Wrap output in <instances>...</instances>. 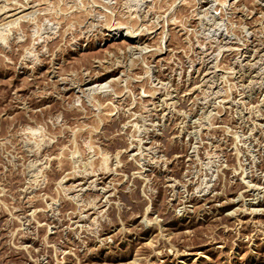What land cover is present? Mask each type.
<instances>
[{
    "label": "rangeland",
    "instance_id": "374dc122",
    "mask_svg": "<svg viewBox=\"0 0 264 264\" xmlns=\"http://www.w3.org/2000/svg\"><path fill=\"white\" fill-rule=\"evenodd\" d=\"M0 264H264V0H0Z\"/></svg>",
    "mask_w": 264,
    "mask_h": 264
},
{
    "label": "bare ground",
    "instance_id": "6f19581e",
    "mask_svg": "<svg viewBox=\"0 0 264 264\" xmlns=\"http://www.w3.org/2000/svg\"><path fill=\"white\" fill-rule=\"evenodd\" d=\"M6 17V16H5ZM95 180V179H94ZM228 214V213H227Z\"/></svg>",
    "mask_w": 264,
    "mask_h": 264
}]
</instances>
